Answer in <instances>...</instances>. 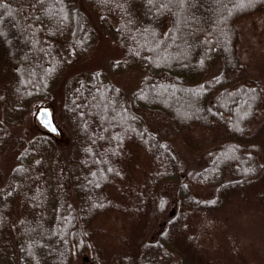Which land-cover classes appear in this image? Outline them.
<instances>
[{"label":"trees","instance_id":"obj_1","mask_svg":"<svg viewBox=\"0 0 264 264\" xmlns=\"http://www.w3.org/2000/svg\"><path fill=\"white\" fill-rule=\"evenodd\" d=\"M80 2L0 0V157L15 139L12 117L46 106L56 123L60 112V124L67 125V134H56L32 122L29 140L14 141L15 162L0 176V264H67L86 250L88 229L111 207L104 199L111 192L138 210L165 212L152 239L158 249L173 250L163 252L168 264L171 255L184 263L192 254L187 264H264V234L252 238L237 229L241 219L222 218L217 197L200 196L178 172L170 144L138 119L147 109L179 131L216 134L206 171L234 169L233 159L246 163L252 154L241 151L264 118V89L251 83L240 60L239 44H246L237 20L264 15V0H83L115 35L124 58L145 73L130 98L103 72L78 68L94 31ZM246 42L258 46L252 35ZM144 152L149 172L136 171ZM137 155L139 165L125 170ZM148 245L126 264H159L156 254L145 252ZM116 257L81 259L124 261Z\"/></svg>","mask_w":264,"mask_h":264},{"label":"rangeland","instance_id":"obj_2","mask_svg":"<svg viewBox=\"0 0 264 264\" xmlns=\"http://www.w3.org/2000/svg\"><path fill=\"white\" fill-rule=\"evenodd\" d=\"M80 1V7L88 16L89 25L92 26L94 31L88 36V41L85 43L87 49L82 54L80 53V58L77 61L78 68L84 72L93 70L103 72L109 81L119 87L130 98L139 88L141 78L145 73L138 65L124 58L125 54L120 48L115 35L109 34L102 23L99 22L97 14L83 0ZM237 23L240 36H244V43L246 44V46L242 42L239 44L240 60L245 66L246 73L249 74L251 83H260L264 89V15L240 18ZM251 35L255 37L258 46H248L246 39ZM12 58H14V55ZM214 73L215 71H211L208 76L211 77ZM37 97L39 100H43L41 94H38ZM40 108L38 107L32 112L28 111V115H24L19 120L11 118V120L15 119L13 121L15 123L11 122L10 125L15 139L22 137L24 142L28 141L33 127L32 122L37 127L48 130L41 122H38L37 116ZM49 108L51 109V107ZM51 112L53 133L57 134L59 130L58 134H67L66 123L60 124L62 114L59 112L57 115L58 123H56L54 113ZM138 113V119L150 127L158 140L170 144L178 165L176 166L178 172L186 175L185 177L192 182L199 195L207 199L217 197L218 206L216 211L222 218L233 216L234 219H241L242 223L236 221L237 229L240 232H249L252 238L257 239L264 234V118H260L256 130L253 129L250 147L245 151H241L243 156L252 154L246 163L237 165L240 161L233 159L234 169L225 165L223 170L222 168H215L220 172L215 171L214 168L212 172H209L205 170L209 166L207 150L216 148L213 147V144L218 145L216 134L200 132L195 129L191 130V128L187 131L184 129L179 131L168 120L152 119L151 116H154L155 113L150 110L142 109ZM4 114L0 111V119L4 117ZM15 139L4 149L0 157V176L3 179L7 176L11 164L15 162L18 152V148H16L18 142H14ZM135 157L136 159L133 160L135 166L126 165L124 166L125 170L129 171L139 165L138 155ZM146 158V152H144V157L141 156V163L136 171H150V168H144L146 164L142 162ZM243 168V173L239 172ZM259 173L261 174L254 176V174ZM245 176L249 179L247 180ZM218 180L222 181L220 189H216ZM230 181L231 184H229ZM171 186H167L165 191L171 192ZM168 191L165 193L168 194ZM104 199L111 202V207L106 209L104 215L99 214L95 217L93 226L88 229L89 236L87 237L86 250L82 249L76 257L73 255L67 264H83L81 258L84 256L90 257L91 254H98L104 259L121 256L120 259L124 258V261L112 262L109 260L108 264H126V260L131 257L129 254L134 253L133 251L138 249L142 243L149 244L146 246L145 252L156 254L155 263L158 261L168 264L169 261H166L163 257V254H165L163 252H173V250L164 247L158 249L154 245L153 241L155 240L152 239V236L161 229L159 225L164 221L163 213L165 212L159 211L153 206H150L151 208L147 210H138L137 206L134 207L129 204L120 194L114 192L105 195ZM246 217L249 218V222L244 219ZM76 249L77 247L74 245V253H76ZM175 249L180 251L181 246H177ZM193 251L189 249L188 253H193ZM118 252L123 255H116L119 254ZM78 256H80V259H77ZM192 256H188L189 260L195 259V255L192 254ZM135 257H138L137 261L141 259L139 254H136ZM170 258L172 264H187L189 261L185 258L184 263L183 261L180 262L179 255H171ZM139 262H144V260L141 259Z\"/></svg>","mask_w":264,"mask_h":264},{"label":"water","instance_id":"obj_3","mask_svg":"<svg viewBox=\"0 0 264 264\" xmlns=\"http://www.w3.org/2000/svg\"><path fill=\"white\" fill-rule=\"evenodd\" d=\"M38 120L50 131H54L51 111L48 107H43L38 111Z\"/></svg>","mask_w":264,"mask_h":264}]
</instances>
